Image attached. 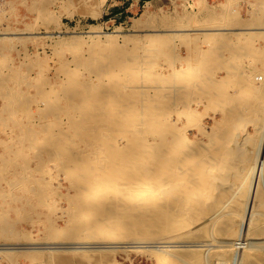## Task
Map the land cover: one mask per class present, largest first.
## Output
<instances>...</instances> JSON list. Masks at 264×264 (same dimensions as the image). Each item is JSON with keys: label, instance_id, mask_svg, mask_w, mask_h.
<instances>
[{"label": "bare ground", "instance_id": "1", "mask_svg": "<svg viewBox=\"0 0 264 264\" xmlns=\"http://www.w3.org/2000/svg\"><path fill=\"white\" fill-rule=\"evenodd\" d=\"M48 1L51 2V0ZM184 1L183 11L180 16L178 15V22L180 25L172 24L173 26H171V28L164 29L165 32L170 33L169 31L182 32L190 30L216 31L218 29L225 31L221 32L222 34H217L216 32H212L213 34L203 33L201 38L194 35L197 33L189 36L190 34H179L175 32L174 34L165 32L163 34L161 32L160 34H157L158 32L154 34L151 32V34H145V37H140L141 35H124L126 46L120 48L121 50L127 49L121 51L120 48L118 49L116 46H112L111 49L114 52L110 56L101 57L103 58L101 60L104 62L97 70L101 74L96 79L88 76V78L85 79L84 77V79H82L81 77L85 74L82 76V74L79 73V69L76 67L77 65H73L76 68L67 66L66 70H63L67 79L58 76V79L61 80V87L58 91L55 81L50 82V79L38 78L35 76V82L30 80L28 77L29 73L21 72V70H23L21 68L26 63L20 62V64L14 65L6 64L7 56L3 55V52H12L16 50L19 52L18 54L21 55L17 48V43L23 42V47L27 48L28 45L25 41H28V37L17 36L16 38L22 41L16 42L14 40L15 36L5 35L11 31L10 25L3 22L0 23V56H2V58H0V74L2 76V81L0 82V95L2 101L3 99L5 101L2 110L8 112V115L11 116L9 119L14 116L17 110L25 113L28 112V115H30L33 121L36 119V113H38L40 117L52 112L77 111L80 113L78 116L73 114V129H64L60 133H56L53 131L51 125H47V129L43 130V128H40V125L31 123L32 129H29L28 135L25 137L28 144L23 143L22 139H20V143L14 141V145H12L13 142L10 144L9 141H2L1 144L4 146L6 153L11 156L12 161H7L4 158V163H0V182L4 181V183L10 185L9 188H11V186L16 188L17 185L18 189L28 184L25 182V177L22 175H20L22 176L21 181L18 177L16 179V174L14 176L15 178L12 179L6 177L8 165L15 163L13 161L14 158L19 156L23 158L24 164L19 165V168L25 169L31 160H35L36 163L39 164L46 163L43 167H47V161L53 160V157L65 156V162L61 170L66 174V177L70 179V188L74 189V194H72V192L69 195H65L68 196L73 204L68 205L69 207L66 208L60 207L62 208L60 210H64L68 213V218L64 220V225L58 222V219H62L63 215L56 214L57 218L55 222H52L51 215L49 216L50 226L48 227L49 230L46 236L57 238L58 235L63 234L67 238H70L72 243H78L79 246L83 243L106 244L98 246V249L86 250V247L82 249L80 246L79 249L82 250H72L76 251L74 253L86 259L87 264H117L118 253L121 251L123 253L129 252L125 249L119 250L118 248L139 249L141 247V245H139L140 243H146V245L148 243L149 245L150 243L158 244L163 242L160 240L170 239L174 234L183 236L193 229L201 231V225L202 227L207 226L209 228L208 231L211 232L214 228L213 223L215 224V222L225 225V227L222 226L223 233L221 244L220 242L218 245L212 242L210 243L212 239L198 241L197 238L189 242L200 243L197 245L198 247H202L201 243H205L204 246H215L217 249L215 250L214 258L217 261L222 260V262L227 264L230 259V257H228L229 255H231V262L241 258L239 262L245 259L246 264H264V252H259L258 250L261 245H259L260 247L258 248L255 247V245L251 248H244V242L241 239L244 226L248 227L245 230L247 231L251 224L253 230H249L247 235V232H245L244 238L246 236L248 237L250 234L264 235V183L261 185L257 194L254 193L256 194V196H254L256 208L255 217L253 219L244 220L241 218L242 215L240 214L242 211L244 212L249 208V198L251 196H249V190L248 192L247 190L245 191L246 179H248V175H245L249 174L250 171L254 169L255 157L253 158V153L246 152L247 158H243V163L241 162V168H244V172L246 173L243 175L244 177L242 176V181L240 182L239 180L240 183L239 185L237 184L238 186H234L236 182H231V184L227 183V186H223L219 183V185L210 187L209 190L206 189L207 191H204L203 187L205 183H201V175H206L209 171H211L209 173L214 171L217 174H221L225 170L228 171L226 166L228 164L227 159L231 154L230 152H232L235 145H237V142H234L237 141V135H233L231 131L230 134L232 135H222L217 139V141L220 142V144L218 143L220 149L215 151L214 147L216 146L214 144L212 149H214L213 152L215 157L201 162L200 165L197 161H195V163H197L192 166L188 165L191 163L188 159L191 157L190 151L193 150V152L199 154H208L207 152L210 151L209 148V151L206 150L207 152L203 150V146H206L208 143H203L204 141H202V138L199 136V134L205 133L209 127L207 126L208 124L205 123L207 118H212L214 123L219 126L229 123L233 128H244L246 125L244 123L246 118H249V122L254 123V125H259L261 123L259 120H255V116L259 118V115L264 113V80L262 79L264 76V46L260 45L261 41L264 42V32L260 31L264 30V27L260 26L263 23L262 21L256 20L259 26L251 27V24H248L247 21L237 19V12L234 13L235 19H231L223 10L221 11V15L223 16L218 18V16L212 15V13H214L212 10L215 8H209L205 5L206 3L203 5L202 9L200 8V11L194 13L193 10H195L198 4H200L201 7L203 2L201 3L199 0ZM91 9H93V6ZM38 11L40 12V16L38 15L39 18L41 16L46 18L51 17V13L41 6L38 7ZM92 16L94 17L93 14ZM220 20L225 21L222 23ZM253 21L255 22V19H253L252 22ZM211 22L212 24H210ZM136 23L138 22L136 21L135 25ZM25 26L27 27L26 29H17L20 30L21 33H38L26 32L31 29L32 26L29 23H26ZM205 26L211 28H205ZM220 26H222V28ZM235 26H241L237 29H240L241 33H247L251 36L245 38L246 35L244 34L243 40L241 39V45L233 48L232 46L235 43L233 42L235 38L233 37V39H231L228 35L225 36L223 33H230L236 30V28H234ZM257 30L262 34L258 35L259 33L257 34ZM146 31L149 32L151 30ZM9 33L11 34V32ZM232 33L234 34V32ZM87 36L91 37L92 35ZM38 37L41 36L35 34L31 36V39L33 38L35 40ZM107 37L110 39L111 37L114 38V36L110 35H107ZM241 37L242 35L240 37L238 36V38ZM74 38L75 40L80 39L78 36H74L73 39ZM205 39H212L215 41V45L209 48V50L205 48L208 41L206 45H204L205 43L203 45L201 43L202 40L206 41ZM63 40L60 41L64 44ZM55 45H58L57 42ZM128 45L130 46L127 47ZM61 46H59V51L61 50ZM93 46L94 44L91 48H94L93 50L96 52ZM182 46L186 48L185 53L180 51ZM192 47H203L202 49H207V52L201 49V52L190 54ZM195 48L193 50H196ZM222 50L225 52L229 51L230 54L228 56L223 55L224 52ZM236 51L238 53H236ZM249 55L256 60L255 65L250 66V69L244 64V59L247 57L249 59ZM35 56L39 57L38 53H36ZM45 59L46 58H44V60ZM87 59L83 57L80 61L81 63L87 62ZM184 59L187 60V63L183 62ZM254 59L250 60L255 61ZM47 60H45L44 66L48 64ZM70 60L72 62V59ZM26 61L25 59V62ZM252 61H248L247 63H251L250 65H252ZM63 62L64 61H62V64ZM213 64H217L216 69H214L215 65L212 66L213 68L210 66ZM164 65H167L169 73L164 71ZM7 67L8 69L10 67L11 70H5ZM228 67L231 68V70H228ZM61 68H64V66L62 65ZM155 69L158 71H155ZM218 69L224 71V75L219 76L220 79L216 78ZM204 70L209 71L212 74L211 77L214 78L203 79L201 74ZM104 77L109 78L108 82L104 80ZM9 80L13 81L12 84H10ZM21 83L25 84V86L35 85V89L37 88L38 91L35 93L45 95L48 97V101L36 100L34 102L36 103V109H34L31 103L27 104V100V102L22 101L24 99L22 98L23 96L21 98L18 96L22 88L20 89V86L18 87L17 84L21 85ZM43 83H51V88L54 91L49 93L43 88ZM170 83H172L174 87L172 88L174 91L172 95H168V90L172 87L169 86ZM14 84L17 86H14ZM232 86L235 88L234 90H236L235 94L229 91V88H232ZM194 91L197 92V95H193V97L190 96L189 94H192ZM252 91H254V96H249ZM201 92H204L206 96L202 97ZM185 98L188 99L186 103L187 106L184 105V111L182 113L185 119L181 117H179L178 120H176L177 117H175V121L170 119L168 115L170 111L168 109L174 106V111L177 110L179 108L177 102ZM204 98H207L211 102H214L216 99L219 100V102H216L218 103V106H216L217 110L213 108V115L208 113L210 108L203 102ZM191 102L198 103L197 107L191 108L189 106ZM175 104L178 105V108ZM235 105L237 107H234ZM242 107H245V111H239V108ZM178 113L179 111L176 112V114ZM218 114L221 115L220 118H218ZM7 119L8 118L4 117V114L0 113V123L6 122ZM12 121L13 123L16 122L15 120ZM16 124L18 123L16 122ZM26 127L27 126H25V128ZM192 128L197 130V136L195 135L196 138H191L188 135ZM67 131L73 133L68 136L66 134ZM42 133L44 136H41ZM237 134H239V132ZM262 134L264 135L263 132ZM75 137L78 138V140L75 139ZM244 138L249 143L250 140H252L251 137L244 136ZM86 141L90 142V145L87 144ZM96 144L98 147H102V150H97L95 148ZM35 145H37L36 147H43L40 154H34L36 155V159L28 157V152L24 150L27 148L29 151L34 148ZM92 153H94L93 156L91 155ZM1 156L2 154H0V157ZM204 157L207 158V156ZM239 164L240 163H238V165ZM45 170L49 179L39 181V179L33 177L32 184H29L33 192L27 196L28 203L30 204L28 205L30 207L46 204L49 201L46 198L47 192L49 193L51 189L52 192H55L57 189V187L53 185V181L58 179L59 175L57 178L56 174H54L52 170L50 171L49 167L44 169V172ZM240 173L241 172H239V174ZM227 174L229 173L227 172ZM212 185L210 183V186ZM11 192L10 195L12 196V200H22L16 193L14 194L13 191ZM254 197L252 196V198ZM2 199L8 201L7 194L3 190H0V200ZM231 200L233 204L229 206ZM1 202L0 205L2 206L3 204H1ZM5 203L7 204V202ZM253 203L250 204L251 207ZM73 205L76 207L74 208ZM8 207L9 206H7V209ZM15 209L18 210L17 207ZM27 209H29V207L26 208V210ZM31 209L33 210V208ZM56 209L52 210L53 213L56 212ZM3 213L4 211H0V237L11 234L7 233V231L9 232L7 228L11 229L14 227L13 220L7 219ZM102 213L104 216L101 215ZM245 216L244 214L243 217ZM32 222L34 223V221ZM64 231L67 232L65 233ZM98 231H100L99 240L84 241L85 237L89 238L94 232ZM118 232H123L126 237H129V241L125 242L127 245H119V243L115 241ZM40 238L41 236L38 239ZM62 239L63 241L66 240L64 238ZM52 240L53 239H51V241ZM140 240L145 242H141ZM148 240H152L153 242H149ZM115 243H118V245H109ZM125 243L122 242L120 244ZM171 243L175 242L172 241ZM162 244L165 245V242ZM181 246H183V244ZM160 247L161 246L158 248ZM51 248L50 250L41 248V254L36 252L37 248H34L36 251L32 248L34 251L26 250L23 253L29 256V260H38V257L45 258L46 254L52 256L50 255L52 252ZM14 249L15 247L0 245V263L6 260L12 263L15 262L14 264H20L18 261V256H20V254H16ZM155 250H157V248ZM165 250L152 252V259H154L155 263L157 262L156 264L206 263L204 262L206 259L205 256L203 257L204 259H202L201 256L198 258H185L178 255V253H172L173 251L165 253ZM57 251L59 252V250ZM58 252H56V254ZM144 252L146 251L144 250ZM47 259H52V257ZM213 261L215 260L213 259ZM222 262L221 264H223Z\"/></svg>", "mask_w": 264, "mask_h": 264}, {"label": "rangeland", "instance_id": "2", "mask_svg": "<svg viewBox=\"0 0 264 264\" xmlns=\"http://www.w3.org/2000/svg\"><path fill=\"white\" fill-rule=\"evenodd\" d=\"M124 1H126V0H51V2H49L48 0H0V23L3 22L7 25H10V27H11V31H9V32H11V34L8 32V34H5V35L15 36L14 40L16 42L22 41L21 39L16 38L17 36L18 37L19 36L28 37V39H27L28 41H25V43L28 45L27 48L23 47V42L17 43L18 44L17 48L20 51L21 55H19L18 54L19 52H17L16 50L12 51V52H7V51L3 52V55L7 56L6 64L7 65H10V64L14 65V64H20V62L26 63L21 68V69H23V70H21V72L29 73L30 75L28 74V77L30 78V80H33V82H35L36 77L50 79V82L55 81L57 91L61 87V80L58 79V76L61 78L67 79L65 72H64L66 70L67 66H70L73 68L74 66L77 65L76 67H77V69H79V73L82 74V76L85 74L83 77H81L82 79H84V77H85V79L88 77L96 79L101 74L97 70L99 67L102 66V64L104 62L103 60H101V59H103L101 57L110 56L114 52L111 49L112 46H116L118 49L120 47L122 48V47L126 46L125 45L126 43L124 42V38H125L124 35L125 36H131V35L132 36L133 35L134 36L135 35L140 36L141 35L140 37H142V36L145 37V34H149V33L151 34V32H153L154 34H156L157 32H158L157 34H160V32H161L163 34L165 32L164 29L171 28V26H173V25H177V24L180 25L178 22V15L180 16V14L182 13L183 4L185 2L184 0H152V1H148L147 3H144L143 6L137 5L134 7V9H133V5H131L130 12L127 13L128 17H124L125 16V14H124L122 18H119L122 15L115 16V15L111 14L113 8L116 5H122L124 3ZM199 1L201 3L203 2V4L201 7H200V4H198V6L195 8V10H193L194 13H197L198 11H200L203 8V5L206 3L205 5L208 6L209 8L210 7L215 8L213 10L211 9L212 12H214V13H212V15L213 14L216 15V16H218V18L223 16V15H221L222 10L226 15L230 16L231 19H235L234 13L237 12V19H240L242 21H247L248 24H251V27L259 26V23L257 22L258 20L262 21L263 24L260 26L264 27V0H199ZM133 3L136 4L137 2H133ZM91 5L93 6V9H91V7H92ZM40 6L45 8L49 13H51V17L46 18L44 16H41L39 18L38 15L40 16V14H39L40 12L38 11V7H40ZM88 8L91 10H89ZM87 11H88V13H87ZM96 13H98V14H96ZM92 14L94 15V17L92 16ZM201 16H202V14H201ZM253 19H255V22L254 21L252 22ZM261 19H263V20H261ZM134 20H135V22L137 21L139 23V25H138V23H136V25H135ZM173 20L175 21V23ZM224 21L225 20H223V21L220 20V22H222V23H224ZM26 23H29L32 26L31 29L27 30L26 32H38V33H28V34L27 33H21V31L18 30L17 28L26 29L27 28L25 26ZM210 24H212V22ZM162 26H164V27H162ZM166 26H168V27H166ZM241 26L244 27L243 25H241ZM241 26H238V27L235 26L234 27V28H236V30L232 31V32H234V34L232 32L223 33L225 36L228 35L231 39H233V37L235 38V40L233 41V42H235L234 45L232 46L233 48L241 45V43H242L241 39L243 40L244 34L246 36L248 35L247 37L245 36V38H248L251 36L250 34H247V33H241L240 32L241 30L237 29ZM136 27H138V28H136ZM220 27L222 28V26H220ZM205 28H211V27L205 26ZM135 30H136V32H135ZM146 30H151V31L148 32ZM201 31H202V33H201ZM201 31H197V30L182 31V32L181 31H172V32L169 31L170 33H168V32H165V33L174 34V32H175V33H179V34H190L189 36H192L194 33H197L194 35H197L201 38V36H203V33L213 34L214 32H216L217 34H222L221 32H224L225 30L218 29L216 31L215 30L214 31L213 30H201ZM253 31H255V30H253ZM260 31L264 32V30H260ZM13 32H16V33H13ZM237 32H238V34H237ZM258 33H259V30H257V34ZM35 34L38 36H41V37H38L35 40L33 38L31 39V36H33ZM47 34H49V35H47ZM50 34H51V36H50ZM253 34H255V33H253ZM261 34L262 33H259L258 35H261ZM87 35H90V36L92 35L93 37L92 36L88 37ZM107 35L108 36L109 35L114 36V38L111 37V39H110L109 37H107ZM241 35H242V37L238 38V36L240 37ZM72 36L73 37L78 36L80 39L75 40V38L73 39ZM236 38H238V39H236ZM56 39H58V40H56ZM60 40H63L64 44ZM205 40L206 41L202 40L201 43H202V45L204 43H205L204 45H206L208 43L205 47V48H208V50H209V48H211L212 46L215 45L214 40H212V39L211 40L205 39ZM55 41L57 42L58 45H55L56 44ZM58 42L60 43V45ZM93 44H94L93 47H95L96 52L93 50L94 48H91V46ZM263 44H264V42L261 41L260 45L264 46ZM55 46H56V48H55ZM59 46H61L60 51H59V49H60ZM129 46L130 45H128L127 47H129ZM132 47H134V46H132ZM23 48H25V49H23ZM102 48H103V50H102ZM121 48H120V50H121ZM194 48L195 47H192V51L190 54H193L194 52L195 53L201 52V49L203 47H200V48L196 47L195 48L196 50H193ZM205 48L202 50H205ZM126 49L127 48H125L123 50H126ZM123 50H121V51H123ZM180 51L185 53L186 48L184 46H182L180 48ZM222 51H221L222 54L224 52L223 55L228 56L230 54L229 51H226V52L225 51L222 52ZM204 52H207V49ZM36 53H38L39 57L35 56ZM236 53H238V52L236 51ZM250 56L251 55H249V57ZM83 57L85 59L88 58L87 62L81 63L80 59H83ZM251 57L249 59H248V57L244 59V64L247 65V67L249 69H250V66L255 65V62H256V60L254 58H251ZM0 58H2V56H0ZM44 58H46L45 60L49 59V60H47L48 64H46L45 66H44V62H45ZM25 59L27 60L26 62H25ZM68 59H69V61H68ZM70 59H72V62ZM250 59H252V60L254 59L255 61H252ZM76 60H77V62H76ZM57 61H59V62H57ZM62 61H64L63 64H62ZM248 61L249 62L252 61L253 64L250 65L251 63H247ZM183 62L187 63V60L184 59ZM68 63H70V64H68ZM59 64H62L64 66V68H61L62 65H59ZM55 66H57V67H55ZM164 66H165L164 71L166 73H169V71L167 69L168 68L167 65H164ZM210 66L211 67L214 66V69L217 68V64H213ZM58 67L61 68L62 70L59 69ZM76 67H74V68H76ZM227 69L231 70V68H229V67ZM5 70H11V68L9 67V69H8V67H7ZM83 71H84V73H83ZM155 71H158V70L155 69ZM205 71L206 70H204L201 74L203 79L214 78V77H211L212 74L209 71H206V72ZM217 71L218 72H217L216 78L220 79L219 76L224 75V71L221 69H218ZM36 72H37V74H36ZM59 72H61V73H59ZM152 77H154V76H152ZM107 78L108 77H104V80L108 82L109 78L108 79ZM1 79H2V76L0 74V82L2 81ZM262 79L264 80V76L262 77ZM51 80H53V81H51ZM235 80H237V79H235ZM9 82H10V84H12L13 81L9 80ZM17 85H18V87L20 86V89L22 88L21 89L22 91L18 93V96H20V98L23 96L22 98H24V99L22 101H24V102L28 101L27 104L31 103V105L34 109H36V103H34L36 100L48 101V97H46L45 95H42L41 93H35V92H38L37 88L35 89V85L34 86L33 85L32 86L26 85L27 87L23 83H21V85H19V84H17ZM17 85L14 84V86H17ZM42 85H43V88H45L49 93L54 91L51 88L52 87L51 83H43ZM167 85H168V83H167ZM169 86H172V87H170L171 89L168 90V95H172V93L174 94V91L172 90V88H174L173 84L170 83ZM25 87H26V89H25ZM234 89L235 88L232 86V88L231 87L229 88V91L231 93L235 94L236 90H234ZM170 91H172V92H170ZM185 92H187V91H185ZM189 95L192 97H193V95L196 96L197 92L194 91L192 94H189ZM201 96L205 97L206 95L204 94V92H201ZM249 96H254V91H252ZM187 100L188 99L185 98L184 100L182 99V101L177 102L179 105V108L177 107L178 105L175 104V106L179 110L177 108H175L177 110L174 111V109H173L174 106L168 109L170 111L168 114L170 119H172L174 121H175V117H177L176 120H178L179 117H181L182 119H185L183 117L182 113L184 111V109H183L184 105L187 106V104H186L188 102ZM203 102L206 103V105H208L210 108L208 110L209 111L208 113L213 115V112H214L213 108H216V110H217L216 106H218V103H216V102H219V100L216 99V100H214V102H211L207 98L206 99L204 98ZM4 104H5V101H4V99L2 101V97L0 95V113L4 114L5 118H8L7 119L8 122L6 121L3 123H0V125H1L0 126V154H2V156L0 157V163L1 164L4 163V161H3L4 158L7 161H9V160L12 161L11 156L8 155L6 153V151L4 150V146L1 144L2 141H9L10 144H12V142H13L12 145H14V141L15 142L18 141L20 143L21 142L20 139H22L23 143L28 144V141L25 139V137L28 135L29 129H32L31 123H35L37 125H40V128H43V130L47 129V125H51V127L53 128V131L56 133H58V132L60 133L64 129H69V130L73 129L74 128V126L72 124L73 114L77 115V116L80 114L77 111L52 112V113H48L47 115H43L40 117V115L38 113H36L35 114L36 119L33 121L31 119L30 115H28V112L25 113L23 111L17 110L15 112L14 116H12V118L9 119V117H11V116L8 115V112L6 110H2V108L4 107ZM197 105H198V103L191 102V104L189 106L191 108H196ZM181 106H182V108H181ZM234 107H237V106L235 105ZM244 108L243 107L239 108V111L240 110L245 111ZM177 111H179L178 114H176ZM170 113L171 114L173 113V114L171 115ZM17 116H18V118H17ZM217 116H219L218 118H220L221 115L218 114ZM37 119H39V120H37ZM12 120H15L18 124H16V122L13 123ZM255 120L256 121L259 120V122H261V123L259 125H254V123L249 122L250 121L249 118H246V121L244 122L246 125L244 126V128H242V127L238 128L237 127L238 128L237 129V128H233V126L229 123H226L224 125L219 126V125L214 123L212 118H210V117L207 118L205 123H207L208 125L207 124L206 125L209 127L207 128L205 133H201V134H199V136L202 138V141H204L203 143H208L206 146H203V150L209 151V149H210V151L209 152L206 151L208 154H205V153L199 154V153L193 152V150L192 151L189 150L191 157L188 158L191 162L188 165L192 166V165L196 164L197 162L200 165L201 162L215 157L214 152H213L214 149H212V148L214 147V144H215V146L217 147V149H216V147H214L215 151L220 149V147L218 145V143L220 144V142L217 141V139L220 136L227 135V134L232 135V134H230V131L233 133V135H235V134L237 135V137H236L237 141H234V142H237L236 143L237 145H235L233 151L230 152L231 154L229 155V157L227 159L228 164L226 163L227 164L226 166L228 168V171L225 170L221 174L220 173L217 174L214 171H212V173H209V172H211V171H209L208 172L209 175H208V173L206 175H201V183L202 182L205 183V186L203 187L204 191L209 190L210 187H213V186L215 187L216 185H219V183H221V185H223V186H225V185L227 186V183L231 184V182L232 183L236 182V183H234V186H238L239 183L242 181L241 179H243V177H244L243 175H245V173H246V172H244V168L243 169L241 168L243 160L247 158L246 152H248V153L251 152V154L253 153V158L255 157L254 158L255 159L254 169L251 170L249 174L245 175V176L248 175V177H247L248 179H246L245 191L247 190V192H248V190H249V196H251V197L249 198V206H248L249 208H247L248 210H246L244 212L242 211L240 213L242 215L241 218L244 220H249L250 218L253 219L255 217V215H256L255 209L256 208H255V200H254L255 197L254 196H256L261 185L264 183V173H263V169H264V135L262 134V132L264 133V113L262 115H259V118L255 116ZM25 126H27V127L25 128ZM236 132L237 133L239 132V134H237ZM13 133H15V134H13ZM71 133H73V132H71V131L66 132V134L68 136H70ZM14 135L16 138L19 137V135H20V137L17 138L18 140L14 137ZM188 135L191 138H196L195 135L197 136V130L195 128H192L189 131ZM41 136H44L43 133L41 134ZM244 136L252 138V140H250V143L245 140ZM23 137H24V139H23ZM75 139L78 140V138H76V137H75ZM86 143L90 145V142L86 141ZM35 144H37V143H35ZM36 146L37 145H35L34 148L30 149L29 150L30 152L27 150V148L24 149L26 152H28V155H29L28 157H33L36 159V157H35L36 155H34V154H36V153L40 154L41 153V150L43 149V147H36ZM97 147L98 146L96 144L95 148L97 150H102V147H100V146L98 148ZM210 152H212V153H210ZM91 155L93 156L94 153H92ZM192 155H193V157H192ZM204 156H207V158ZM60 157L59 156L53 157L52 158L53 160L47 161V167L50 168V171L52 170L54 172V174H56L57 178L59 175V178L53 181V185L57 187L56 191L52 192V189H51V191L49 193L47 192L46 198L49 201L46 204L30 207L29 206L30 204L28 203V200H27V196L29 194L33 193L31 191L32 188L29 185V184H32V178L33 177H36L37 179H39V181L49 179L48 174H46V170L44 172V169H47V167H43L44 164H46V163L39 164V163H36L35 160H31L29 165L27 166L28 168L26 167L25 169H22V168H19V165L24 164L23 158H21L20 156L17 157L18 159L14 158L13 161L15 163H11L8 165V171L6 172V177L9 179H12V178H15L14 176L16 174V179L18 177V179L21 181L22 176H24L25 182L28 184L25 186H22L18 189L17 185H16V188L13 186H11V188H9L10 185L4 183V181L0 182V185H1L0 190H3L7 194V198H8L7 199L8 201H6L5 199L0 200V202L2 201L1 204H3L2 206L0 205V211H2V212L4 211L3 214H5V217L7 219L9 218V219L13 220V222H14L13 228H11V229L7 228V230H9V232L7 231V233L8 234L11 233V234H9L7 236H1L0 237V245L15 247L14 250L16 251V254H18V255L20 254V256H18V258H19L18 261L20 262V264H64V263L65 264H84V263L87 264L86 259L82 258L79 254L74 253L76 251H72V250H82V249H85V247H86V250L87 249H96V248L98 249L99 248L98 246L106 245L104 243H83V244H80L82 249H79L80 246L78 243H72V240L70 238H67L63 234L58 235L57 238H52V237L46 236L47 235L46 233L49 230L48 227L50 226L49 225L50 222L48 219L49 216L51 215V221L55 222L56 218H57L56 214L63 215V218L58 219V222H59V224L64 225V220L68 218V213L66 211L60 210V209L69 207L68 205L73 204L71 202V200H69L68 196L65 195V194H68V195L71 194L74 191V189L70 188V179H68L66 177V174L61 170V167H62V165H64V162H65V160H64L65 156L64 157L60 156ZM190 158H192V159H190ZM195 161H197V162L195 163ZM238 163H240L239 164L240 166L238 165ZM19 171H21V172H19ZM227 172L229 174H227ZM239 172H241L240 174H242V175H240ZM20 175H22V176H20ZM209 176H210V178H209ZM227 177H229V178H227ZM239 180H240V182H239ZM210 183H211V185L212 184H214V185L210 186ZM207 184H209V185H207ZM60 186L63 188H61ZM18 187H19V185H18ZM11 191H13L14 194L16 193L17 196L22 200L21 201L12 200V196L10 195L12 193ZM254 193H256V194H254ZM72 194H74V192ZM252 196L254 198H252ZM232 200L230 201L231 203L229 202V206H231L233 204ZM5 202H7V204ZM251 203H253V205H252L253 208L250 205ZM5 204L7 206H9L8 209H7V206ZM14 207L15 208L17 207L19 211L17 209H15ZM28 207H29V209L26 210V208H28ZM60 207H62V208H60ZM75 207L76 206H74V208ZM31 208H33V210ZM54 209H56L55 213H53V211H52ZM244 214L246 215L245 217H243ZM101 215L104 216L103 213ZM32 221H34V223ZM213 225H214L213 226L214 228H213V230H211V232L208 231L209 228L207 226L202 227V225H201V231L197 230V229H193L191 232H188L183 236H177L174 234L171 236L170 239L160 240V241L165 242V245L162 244L163 242L158 243V244L157 243H153V244L150 243V245L148 243L147 244L148 246L146 245V243L145 244L140 243L139 244V245H141V247L139 248L140 250L138 248H123L121 246L122 248H118L119 250L125 249L129 252L128 253H126V252L123 253L122 251L119 252L117 255V259H118L117 264H156L157 262L155 263L154 259H152L151 254L153 251L163 250V249L167 250V251L165 250V253L173 251L172 253H176V254L178 253V255L183 256L185 258H189V257L190 258L191 257L192 258H198L201 256L202 259H204L203 257L205 256V258H206L204 261V262H206L205 264H218V263L221 264L222 260H219L217 258L219 260V261H217L214 258L215 257L214 253H215V250L217 249V248H215V246H212V245L210 247L204 246L205 243H203V244L201 243L202 247L201 246L198 247L197 245L200 243L191 242V243H193V244H191L189 242L192 240H196V238H197L198 241H200V240H211L212 239V241H210V243L212 242L213 244L218 245V243L220 242V244H221L223 227H225V225L221 224L219 222L218 223L215 222V224L213 223ZM242 226H241V228H242ZM252 227L253 226L251 224L249 229H247V231H245L246 228H248V227L244 226L243 232L241 229V232H242V236H241L242 238L241 239L245 245V246L243 245V247L244 248L245 247L251 248V247H254V245H255V247L258 248V247H260L259 245H261V247L258 250H259V252H264V235L250 234L248 237L246 236L247 238L246 237L244 238L245 232H247L246 233V235H247L249 233V230H251V231L253 230ZM11 230H12V232H11ZM64 232L66 233L67 231H64ZM99 235H100V231L94 232L92 234V236H89V238L85 237L84 241H86V240L97 241V240H99V237H100ZM19 236H20V238H19ZM40 236H41V238L38 239ZM161 236H163V235H161ZM173 236H175V237H173ZM3 237H5V238H3ZM48 237H49V239H48ZM62 238H64V239L67 238V239L63 241ZM51 239H53V240L55 239V240L51 241ZM61 239H62V241H61ZM152 240L156 241L155 239H152ZM152 240H150V241L148 240V241L153 242ZM213 240H214V242H213ZM100 241H103V240H100ZM115 241H117L119 243V245H127L125 242L129 241V237H126L123 232H120V233L118 232V236L115 238ZM167 241H168V243H167ZM172 241L175 243H171ZM179 241H180V243H179ZM50 242H53V243H50ZM68 242H71V243H68ZM122 242L125 244H120ZM141 242H145V241L142 240ZM176 242L179 245L183 244V246H181V245L179 246ZM182 242H184L185 244ZM118 243L109 244V245H118ZM170 243L174 244V245H171ZM142 244H143V246H142ZM160 244H162V245H160ZM82 245H84V246H82ZM158 245L161 247L158 248L159 247ZM190 245H192V246H190ZM193 245H194V247H193ZM40 247L45 248V250H50V248L53 247V248H51L52 252L50 254L52 256H49V254H46L45 258H39L38 257V260L37 259L36 260L31 259L32 260L31 261V260H29V256L26 253H23L26 250H33L34 248L35 249L37 248V251L35 249L34 250L41 254V248ZM56 247H59V248H56ZM68 247H70L71 249ZM18 248H22V249H18ZM28 248H30V249H28ZM54 248H55V250H54ZM156 248H157V250H155ZM68 249L70 250V252ZM57 250H59V252ZM144 250L146 252H144ZM197 250H199V251H197ZM55 251L58 253L56 254ZM207 256L210 260L207 258ZM49 257H52V259H47ZM228 257H230V259H231V255H229ZM213 259L215 261H213ZM230 259H229L228 264H230V263H232V264H234V263L235 264H246L245 259L241 260V262H239L241 258H239V260L235 259L236 261H232V262ZM216 262H218V263H216ZM14 263H12L10 261L3 260V262L0 264H14ZM222 263L227 264L224 262H222Z\"/></svg>", "mask_w": 264, "mask_h": 264}, {"label": "crops", "instance_id": "3", "mask_svg": "<svg viewBox=\"0 0 264 264\" xmlns=\"http://www.w3.org/2000/svg\"><path fill=\"white\" fill-rule=\"evenodd\" d=\"M148 1H152V0H148ZM148 1H142V0H126V1H124V3L122 5H116L113 8L111 14H113L115 16L122 15L119 18H122L124 14H125L124 17H128V14L127 13L130 12L131 5H133V9H134L135 6H137V5L143 6L144 3H147ZM133 2H137V3L135 4Z\"/></svg>", "mask_w": 264, "mask_h": 264}, {"label": "trees", "instance_id": "4", "mask_svg": "<svg viewBox=\"0 0 264 264\" xmlns=\"http://www.w3.org/2000/svg\"><path fill=\"white\" fill-rule=\"evenodd\" d=\"M142 1H148V0H142Z\"/></svg>", "mask_w": 264, "mask_h": 264}]
</instances>
